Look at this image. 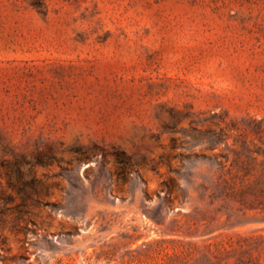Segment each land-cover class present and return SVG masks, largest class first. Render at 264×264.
Segmentation results:
<instances>
[{"label": "rangeland", "instance_id": "rangeland-1", "mask_svg": "<svg viewBox=\"0 0 264 264\" xmlns=\"http://www.w3.org/2000/svg\"><path fill=\"white\" fill-rule=\"evenodd\" d=\"M250 236L264 0H0V264H210Z\"/></svg>", "mask_w": 264, "mask_h": 264}, {"label": "trees", "instance_id": "trees-1", "mask_svg": "<svg viewBox=\"0 0 264 264\" xmlns=\"http://www.w3.org/2000/svg\"><path fill=\"white\" fill-rule=\"evenodd\" d=\"M190 256L186 255L187 258L177 263H183ZM213 258L206 256L210 264H264V237H240L236 242L230 241Z\"/></svg>", "mask_w": 264, "mask_h": 264}]
</instances>
